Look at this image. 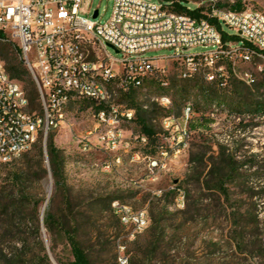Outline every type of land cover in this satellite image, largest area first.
I'll use <instances>...</instances> for the list:
<instances>
[{"label": "rangeland", "instance_id": "rangeland-1", "mask_svg": "<svg viewBox=\"0 0 264 264\" xmlns=\"http://www.w3.org/2000/svg\"><path fill=\"white\" fill-rule=\"evenodd\" d=\"M190 1L188 6L192 9L196 8L192 2H203L205 10L211 3V0ZM233 2L234 0H218L219 4L226 5ZM242 3L243 7L250 6L264 12V0H242ZM113 5L114 0H83L81 15L93 19L94 11L98 10L99 15L95 20L104 23L111 17ZM222 28L231 34L235 32L226 24H222ZM107 50L117 59L122 57L112 47H107ZM191 51L202 52L205 48L198 46ZM170 54L172 51L169 49L147 53L150 57H165ZM158 64L165 71L153 77V84H146L138 90V99L153 111L152 123L166 145H175L181 134H173L175 139L170 134H165L162 119L171 113L180 116L186 104H191L194 110L190 122L191 134L180 143L183 151L177 158H168L165 169L154 168L144 158L145 155L154 154L150 153L151 149L142 151L140 147H135L126 151L121 147L109 150L97 145L96 136L87 134L94 126L96 113L87 100L77 99L70 103L65 109L64 122L49 133L54 135L55 143L63 150L66 183L73 201L80 205L84 218L81 239L91 250L94 264H119L117 257L120 244L125 245V253L131 262L138 264L143 261V264H148L146 252H150L154 232L149 225L137 238L130 240L127 230L120 224L115 213L102 212L101 208L92 204L93 198L119 200L134 209L145 208L149 215L152 208L158 211L161 205H168V215L163 222L167 237L161 243L155 264H264V197H260V181L264 180L261 179L264 171L257 177L254 168L248 169L246 165H241V162L248 160L264 166V116L237 108L245 100L247 92L255 101L264 99V62L255 59L251 63H239L236 66L238 75L248 73L255 79L251 84L229 73L227 62H219L217 68L223 65L224 72L228 75L227 82L223 85L220 78L210 80L208 68L204 66L193 74L194 80H190L193 77L183 75L185 67L180 62L165 60ZM215 70L213 67L211 72ZM213 88L216 91L209 98L208 94ZM181 89L185 90L182 92ZM120 95L118 92L116 103L126 106V103L120 101ZM163 96L169 97L173 103L170 113L154 100ZM32 109L40 110L39 101ZM122 127L126 138L140 132L135 122L124 123ZM84 140L93 142L91 150L83 151ZM40 144L38 142L33 145L12 162L0 165V188L10 186L15 172H25L27 176L30 174L25 189L31 194L33 201L26 203L25 212L17 214L15 221L0 215V264H5L4 254H12L15 243L21 247L23 241L27 242L26 250H32V253L39 252L41 242L53 264H60L58 259L65 263L72 259L70 246L64 236L58 234L55 242H52L41 222L52 199L54 201L51 205L56 212L64 205L61 194H55L51 173L42 179L36 176L40 173L36 156ZM226 147L239 161V167L244 166L240 169L244 175L230 185L229 201L226 193L199 189L195 180L199 174L201 182L210 180L208 173L220 155L225 154L226 159ZM137 151L141 153L140 157L133 158ZM118 156L120 163H116L110 170L94 165ZM191 159L194 161L191 162ZM44 166L49 168L46 156ZM194 169L196 174L192 175ZM256 185L259 187L251 189ZM180 191L186 195L183 207L178 206L177 201ZM9 193L11 189L5 192ZM12 196L16 198L12 202L16 203L17 194ZM184 209H187V213H180ZM10 211L13 213V209ZM255 216L260 221L259 225L250 223ZM39 222L40 234L36 236L35 228ZM235 230L246 235L243 252L235 244L231 246L229 243ZM99 232L106 234L100 243L95 236ZM253 234L258 237L254 239ZM261 237L262 244L254 247L250 243ZM32 253L26 259L27 264H30L28 259Z\"/></svg>", "mask_w": 264, "mask_h": 264}, {"label": "built area", "instance_id": "built-area-1", "mask_svg": "<svg viewBox=\"0 0 264 264\" xmlns=\"http://www.w3.org/2000/svg\"><path fill=\"white\" fill-rule=\"evenodd\" d=\"M192 3L196 8L204 7L203 2ZM82 4L83 0H0V48L10 44L20 51L36 83L40 103V110L32 109L27 90L11 77L0 56V165L12 162L38 142L45 147L50 131L61 126L66 107L77 99L101 106L87 132L96 136L97 145L129 151L135 142L147 144L144 133L130 138L123 135L122 124L133 123L136 110L117 104L116 97L130 88H143L148 79L164 72L160 61L180 62L185 77L207 67L208 78H220L222 85L228 75L223 65L217 68L219 62H227L233 75L248 84L255 79L248 73L238 75L236 66L255 59L264 62V12L250 6L233 10L211 0L206 14L234 29L233 34L240 38L226 42L208 19L172 12L162 0H114L111 17L104 23L81 15ZM111 46L122 54L120 59L108 52ZM198 46L205 51H191ZM162 49L172 54L147 55ZM213 67L216 70L212 73ZM154 100L164 109H173L169 97ZM143 107L149 108L147 104ZM193 113L191 104H186L180 116L171 113L162 119L165 134L173 139V134L181 135L175 145L164 142L157 155L144 156L154 168L165 169L168 158L182 153L180 143L191 134ZM92 147V141H82L83 151ZM140 155L137 151L133 158ZM116 163H120L119 156L94 165L110 170ZM177 201L178 206H184V192L180 191ZM112 208L130 240L151 223L145 208L134 209L119 200L112 202ZM118 247L119 264H130L125 245Z\"/></svg>", "mask_w": 264, "mask_h": 264}, {"label": "trees", "instance_id": "trees-1", "mask_svg": "<svg viewBox=\"0 0 264 264\" xmlns=\"http://www.w3.org/2000/svg\"><path fill=\"white\" fill-rule=\"evenodd\" d=\"M165 2L172 12L175 13H186L197 19H208L213 25H215L222 33L224 41H238L240 38L237 34H231L225 31L222 28L221 23L217 19L210 18L206 12L204 7L199 8H189L188 4L191 2L190 0H162ZM221 7H228L233 10H241L243 9L242 0H234L233 3L228 5L219 4ZM19 56H18V55ZM0 56L5 60L7 70L10 73L11 77L21 82L24 88L27 90L31 103L33 106L37 105L38 101V90L36 87V83L34 78L26 67L24 60L21 57L20 51L17 48H14L10 44H5L0 48ZM229 71L232 74L231 67L229 66ZM193 77V75L191 76ZM190 80H194V77ZM153 78L148 79L146 84H153ZM248 91L250 88L247 87ZM138 88H130L127 91L121 92L120 101L126 103L128 108H134L136 110V117L134 122L137 124L139 131L144 133V135L148 138L147 144H135L132 149L135 147H140L139 149L143 151L147 149H151L150 155H156L159 153L160 146L164 144V142L160 138V134H158L155 125L152 123L153 111L150 108H144L143 103L139 101V92ZM182 92L185 89H181ZM215 89L213 88L208 97L210 98L213 93H215ZM215 97V96H214ZM89 104L98 111L100 109V105H97L95 102L91 100H87ZM156 105V104H155ZM177 105V104H176ZM176 107H179L176 106ZM238 109L247 111L249 113H255L264 116V99L255 101L251 94L247 92L245 96V100L242 101L237 106ZM170 111L171 110H167ZM229 148L226 147V159L225 154L220 155L218 161H216L208 173V178L205 183L201 182V174L197 175L196 183L198 184L199 189L206 190H217L220 193H226V199H230L229 191L230 185L236 181L240 176L242 177L244 174L241 172V167L247 166L248 169L254 168L255 175L260 177V172L264 171V166L258 165L254 162H248V160L240 163L236 160L233 154L228 152ZM36 156L38 157V169L39 174H36L38 179H42L49 172L51 173L54 184H55V194H61L63 198L64 207L60 209V211L56 212L53 207V199L51 200V204L49 208L46 210L45 216L41 221L48 233L52 238V242H55V237L59 235H63L66 239L67 244L70 246L72 259L68 262H61L58 259L60 264H94L93 257L91 255V250L87 248V246L83 243L81 236L83 235L84 230V218L80 212V205L73 201L70 189L66 183L65 179V157L63 150L60 149L54 140V135L49 134L46 142V149L44 150V146L41 142L38 147V151ZM45 156L48 158L49 168L44 166ZM194 160L191 159V162ZM246 163V164H245ZM195 169L193 170L192 175H195ZM30 176V174L28 173ZM191 175V176H192ZM27 173L25 172H15L10 180V188L1 187L0 188V215H5L10 221L16 220V215L19 213L25 212V207L27 202H33L31 194L27 192L25 189V185L28 182ZM261 179H264L261 178ZM261 186L260 189L262 192L260 193V197H264V180L260 181ZM255 187H259V185L252 186L251 189H255ZM9 189H11V193L5 194ZM259 191V189L257 190ZM17 194L18 198L16 203H13L12 199L14 198L12 195ZM174 193V192H173ZM186 197V195H185ZM112 199L109 198H93L92 204L101 208L102 212H111L112 208ZM227 205V202H226ZM155 208V204H154ZM11 209H13V213H11ZM114 213V211H113ZM180 213H187V209L181 210ZM168 215V205H161L158 211L152 208L150 218V229L154 232V240L151 242L149 251H147L146 260L148 264H155L157 260V253L160 250L161 243L167 237V229L163 222L166 220ZM250 223L259 225L260 221L258 217L255 216L253 221ZM40 222L37 223L35 228L36 236L40 234ZM93 233V231H92ZM97 242L100 243L101 239L106 236L105 233H98L95 235ZM255 234H253V238L256 239ZM250 241V240H249ZM230 245L240 249L243 252V247L246 245V235L242 232L235 230V235L231 237ZM255 247L257 244L263 243V238H259L258 240L250 241ZM217 245L218 243H214ZM94 245V244H93ZM92 245V246H93ZM27 242H22V246L18 247L15 243V251L10 253H5L3 256V260L5 264H27V258L32 250L27 251ZM52 251L54 250L52 246ZM171 250V249H169ZM32 256L28 259L30 264H53L50 260V256L46 252L45 246L40 242V250L37 253H32ZM118 260V259H117ZM130 260V259H129ZM144 262H138V264H143ZM130 264H134L133 261Z\"/></svg>", "mask_w": 264, "mask_h": 264}, {"label": "water", "instance_id": "water-1", "mask_svg": "<svg viewBox=\"0 0 264 264\" xmlns=\"http://www.w3.org/2000/svg\"><path fill=\"white\" fill-rule=\"evenodd\" d=\"M98 15H99L98 10H95V11H94V14H93V17L96 18V17H98ZM111 47L114 48L113 46H111ZM114 49H115V48H114ZM115 50H116V52H118L117 49H115Z\"/></svg>", "mask_w": 264, "mask_h": 264}]
</instances>
